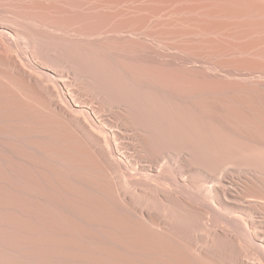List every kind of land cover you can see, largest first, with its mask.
<instances>
[{"label":"bare ground","instance_id":"1","mask_svg":"<svg viewBox=\"0 0 264 264\" xmlns=\"http://www.w3.org/2000/svg\"><path fill=\"white\" fill-rule=\"evenodd\" d=\"M13 1L27 6L33 12L41 13L42 16L61 14L67 20L85 26L80 38L74 40L67 34L31 22L21 12L0 4V98L9 101L18 96L17 93L15 94L16 90L20 95L28 94L34 98L35 104L41 107L40 109L37 107L39 110L42 109L41 113L46 115L44 116L47 121L44 117L43 120L56 124L60 129L56 152L52 156L47 155L56 165L55 177L61 186L59 190L63 193L60 195L64 197L63 201L59 200V209L62 212L58 220L61 221L62 226L57 233L60 235V241L64 240L65 244L56 245L55 239L53 243L57 250L52 246V250L49 248V251L36 249L30 251L27 256L31 261L34 264H192L190 262L193 260L194 264H264V164L258 163L261 161L260 158L258 161L256 157V160H252L255 153L252 158L250 157L251 159L248 157L249 151L251 153L252 150L264 149V0H227V5L223 3L225 7L220 6L222 3L219 7L217 5L219 9H215V5L219 2L217 0H200L204 4L207 1L213 5L217 2L214 6L206 4V7L198 0L201 7L206 9L211 6L209 8L212 10H204L201 7L197 9L196 5V9L195 6L192 9L190 4L187 6H190L191 10L187 9L185 3L194 0L181 1L182 4L179 0V6L173 4V1L166 0L168 2L165 7V1L161 2L164 8L167 9L169 6L176 8L173 9L174 12L171 9L169 12V8L167 11L165 9V16L195 15L196 18L172 17L171 20L167 19L168 21L165 20L166 22H161L160 25L154 20L161 13L162 5L158 0H154L155 2L149 0L148 5L143 8L140 6L139 11L131 10L126 5L128 9L124 7L119 9V7L126 2L141 4L144 0ZM198 1L195 0L192 4H197ZM228 3L233 7L228 6ZM199 4L197 5L200 6ZM153 6L160 8L155 9ZM226 6L229 8L227 9ZM178 7L186 10L179 11ZM199 9L202 11L198 12ZM162 10L164 12L163 8ZM37 17L39 20L41 16L37 15ZM252 17L260 19L258 21L255 18L256 21ZM92 20L99 23L101 30L100 34L94 33L95 36L91 33ZM151 20L157 23V26ZM64 22L66 24V21ZM228 22L229 29L232 24L233 29L230 32L233 33H227ZM151 24H153L152 29L153 26L159 29H156L158 33L156 38L160 34L168 36L169 41L178 40L174 42L177 43L174 44L176 49L174 47L172 49L182 55H174L177 51H173L172 54L166 48L159 49L158 46H153L155 42L151 44L148 39H143L141 37L143 29ZM96 30L98 31L97 28ZM148 32L152 36L151 40L153 38L154 41L153 35L156 32L152 34L150 29ZM149 35L143 36L148 38ZM160 38L158 39L166 41L165 38ZM110 40L128 47V52L134 60L139 57L149 64L153 62L161 69H171L173 73L175 71L180 75V78L177 77L178 84V79L183 82L182 78L197 80L195 83H198L201 91L195 86L191 87V92L194 91L192 88H196V92L201 93L205 89L207 91L204 92L208 93V89L211 88L210 94L220 93L223 90L232 92L234 96L231 97H234L235 107L232 102L233 109H227L231 102L228 107L223 96V99H219L220 96L216 97L219 99L217 101L222 99L220 104L217 101L209 104L206 95L204 98L207 103L204 99V101L199 99L202 104L197 100L198 105L193 101L194 104L171 107L169 105L161 108L168 100L165 97V90L154 83L153 79H156L157 75H151V78L141 72L138 74L139 71L129 72L131 71L129 66L125 67L120 57L117 58L109 53ZM167 44L166 46H169L171 43ZM94 53L98 54L100 63H109L108 66L114 70L109 72L105 70V66L104 69L95 66L94 59L97 55L94 57ZM136 63L139 65V61ZM164 70L159 68L161 73H165ZM160 76L157 78H161ZM173 77L174 74L170 76L171 82ZM166 79L169 84V78ZM166 85L164 88L167 87ZM182 88H180L182 92L188 94L186 91L189 89ZM176 92L179 94L178 91ZM176 92L173 93L178 95ZM198 93H194V97ZM189 96L193 97L192 94ZM141 97L148 99L159 97L161 100L166 98V101L163 103V100L155 98L156 103L152 101L153 98L146 99L147 104L154 102L158 105L159 101L164 104L159 107L161 110L157 111L152 104V108L145 107L147 104L143 99L146 105L140 102L145 107L142 108L143 106L138 103ZM23 104L28 107L27 102ZM32 104L35 106L34 103ZM18 106L20 105L16 108ZM38 109L36 110L39 111ZM191 117L196 119V122L190 119L191 122L197 123L196 129L202 124L200 123L199 126L198 122L203 121L208 122L205 125L211 123L209 128L215 127L213 131H219L222 127L219 128L218 125H224L226 128L221 131L232 130L237 141H233L234 145L231 147L230 144H233L231 141L235 138H228L231 143H228V139L225 140L226 145H230L227 147L224 146V138H221L224 142L222 145V142H218L220 140L217 141V138L220 139L221 131L219 134L216 131L219 135L214 137L216 142L211 141L213 136H210L211 140L205 139L206 137L191 139L192 137L186 135L191 126L187 125L191 124L187 123L190 122L188 118ZM15 119L18 120L17 117ZM215 124H218V127ZM8 126L15 134L24 131L22 127L19 126L20 130L12 123ZM204 127L202 126L200 130L203 128V131L205 129L207 131L208 127L205 129ZM16 128L20 132H15ZM191 128L195 130L193 126ZM173 131L181 137L170 136V132ZM49 136L44 133L42 137L48 140L51 139ZM3 137L6 136L0 134V160L7 161L12 158L21 166H25L28 159L4 144L1 141ZM54 138L57 139L55 136ZM43 144L45 143L41 145ZM223 146L231 148L229 151L223 150L225 149L222 148ZM233 146H236L235 149L240 152L235 151ZM43 150L50 152V148ZM38 151L41 152V149ZM231 151L234 155L226 154ZM244 151H248L247 156ZM36 158L38 160V157ZM12 181L0 177V211L18 221L26 218L29 221L30 218L39 217L40 215H30L27 209L32 202L29 201V194L24 186L15 188L16 185L14 187ZM57 194L59 195V192ZM30 196L33 197V194ZM69 196L74 197L75 200L72 199L74 204L68 201ZM38 222V226L30 224L34 228L30 229L35 231L34 234H54L53 225L47 227L39 220ZM19 230L22 233L26 232ZM20 237L19 239L22 238ZM36 243L39 246L46 244ZM1 245L5 246L2 243ZM4 254L3 257L6 256ZM25 256L21 253H9V258L14 263L21 262ZM4 261L2 262L6 264Z\"/></svg>","mask_w":264,"mask_h":264},{"label":"rangeland","instance_id":"2","mask_svg":"<svg viewBox=\"0 0 264 264\" xmlns=\"http://www.w3.org/2000/svg\"><path fill=\"white\" fill-rule=\"evenodd\" d=\"M107 1V0H106ZM112 1V0H111ZM151 1H153V2H155L154 0H150V2ZM157 1V0H156ZM159 1V3H160V5H162L161 4V2L163 3V1H165L164 3H165V5H164V7L166 6V3L169 1H167L166 2V0H158ZM171 2L173 1L174 3L173 4H178L179 3V0H178V2H177V0H170ZM181 1H187V0H180V2ZM192 1V0H191ZM195 1V0H194ZM186 2L185 3V6L187 7V9L190 7H188L187 6V4H190L191 5V7H192V9L194 8V6L196 5L197 6V9L198 8H200L201 7V4L202 5H204L205 7L207 6L206 4H209V5H211L210 3H207L206 2V4H204V3H201V2H203V1H200V3L201 4H199V1H198V3L197 4H199L200 6H198L197 4H192V3H195V2ZM214 1H216V0H214ZM219 1V2H218ZM222 1H224V2H222ZM217 0V2H218V4H216L217 2H215V9L216 8H218L219 7V4H221L220 6H222L223 5V3H225V5H227V0ZM230 1V0H229ZM107 2H109V1H107ZM144 2H145V4H144ZM147 2L149 3V0H144L141 4L138 2V3H131V2H126L125 4H123V6H121V7H119V9L121 8L122 9V7H124V8H126V9H128L129 7L131 8V10L132 9H135V10H137V11H139L140 9L139 8H143L145 5H148L147 4ZM210 2H213V1H210ZM158 3V2H157ZM214 3V2H213ZM0 4H4V5H6V6H8V8H10V9H12V10H14V11H17V12H21L22 13V15H24V16H26L31 22H34V23H36V24H39L40 26H46V27H49V29L51 30H53V31H57V32H59V33H64V34H67V35H69V36H71L74 40L75 39H79L80 38V35H81V33L84 31V29H85V26L83 25V24H80L79 22H76V21H72V20H67V18L64 16V15H62L61 16V14L59 15V14H50V15H48V14H43V16H42V14L41 13H39V12H37V11H35V12H33V10H30V9H28L27 8V6H25V5H22V4H19V3H17V2H14L13 0H0ZM169 4V3H168ZM167 4V6H169ZM173 4H171V6L173 5ZM180 4V3H179ZM179 4L177 5V6H179ZM181 4H182V2H181ZM125 5L126 6H129V7H125ZM159 5V6H160ZM163 5L162 6H153L155 9H157V8H160L161 9V13H160V16L163 14H165L166 15V11H167V9L169 8V12H170V9L171 10H173L174 8H176L175 6L173 7H167V9L166 8H164L163 7ZM183 5H184V2H183ZM213 4L211 5V6H214ZM217 5H218V7H217ZM225 5H223L224 7H225ZM229 5H231V3L229 4L228 3V6ZM141 6V7H140ZM184 6V7H185ZM196 6H195V8L194 9H196ZM211 6H208V8L209 7H211ZM228 6H226V8L228 7ZM232 6V5H231ZM190 7V8H191ZM233 7V6H232ZM232 7H230V9L232 8ZM162 8L164 9V12H163V10H162ZM180 8H182V5H180ZM189 8V10H191ZM202 9H204V7H201ZM200 8V9H201ZM208 8H206L207 10H212V9H208ZM212 8H214V7H212ZM223 8V7H222ZM229 8V7H228ZM227 8V9H228ZM165 9H166V11H165ZM177 9H179V7L177 8ZM177 9H175L177 12H179V11H184V10H186V8L184 9L183 8V10H181V9H179V11L177 10ZM200 9H199V11L198 12H201L200 11ZM206 9H204V10H206ZM219 9V8H218ZM159 10V9H158ZM188 10V11H189ZM203 10V11H204ZM214 10V9H213ZM30 11H32V12H30ZM175 11V12H176ZM172 12V11H171ZM173 12H174V10H173ZM32 13H34V14H32ZM38 13V14H37ZM168 13V12H167ZM31 15V16H30ZM37 15L38 16H41V17H39V20H38V17H37ZM157 16V18L156 19H154L155 20V22H158V25H160V24H162L163 22H166L165 20H171L172 19V17H173V15L171 14V15H167V16ZM29 16V17H28ZM33 16V17H32ZM46 16V17H45ZM61 16V17H60ZM182 16H184V17H188V15L186 16V15H178V16H176L177 18L178 17H180V18H184V17H182ZM190 16H193L194 18H196L195 17V15H190ZM189 16V17H190ZM31 17V18H30ZM35 17V18H34ZM57 17V18H56ZM160 17V18H159ZM164 17V18H163ZM165 17H167V18H165ZM174 17H175V15H174ZM173 17V18H174ZM175 17V18H176ZM188 17V18H189ZM193 17H190V18H193ZM34 18V19H33ZM37 18V19H36ZM41 18V19H40ZM44 18V19H43ZM48 18V19H47ZM59 18H60V20H59ZM63 18V19H62ZM176 18V19H177ZM254 20H258V19H260V18H258V17H252ZM48 20V21H46V20ZM36 20V21H35ZM162 20V21H161ZM164 20V21H163ZM167 20V21H168ZM253 20V21H254ZM256 20V21H257ZM39 21H41L42 23H43V25H42V23L40 22L39 23ZM64 21H66V24H64L65 22ZM71 21V22H70ZM152 22H153V24L155 25V26H157V23L155 24L154 23V21L153 20H151ZM228 21V20H227ZM226 21V22H227ZM232 20H229V22H231ZM259 21V20H258ZM46 22V23H45ZM68 22V23H67ZM162 22V23H161ZM228 22V24L226 23V25L228 26V25H230V23ZM255 22V21H254ZM253 22V23H254ZM77 23V24H76ZM92 24H91V33H92V35L95 33L96 35L97 34H100V31L101 30H99L100 28H99V23L97 24V22L95 21V20H92V22H91ZM223 23V22H222ZM224 23H225V21H224ZM231 23H233V22H231ZM257 23H259V22H257ZM73 24V25H72ZM153 24H151V25H148V26H146L147 28H145V29H150V30H152V34H154L155 32H156V29L157 30H159L158 29V27L157 28H155V26H153L154 28L152 29L151 28V26L153 25ZM256 24V23H255ZM70 25V26H69ZM95 25V26H94ZM52 26V27H51ZM67 27V28H65V27ZM69 26V27H68ZM82 26H84V27H82ZM54 27V28H53ZM94 27V28H93ZM232 27V24H231V26H230V29H229V26H228V31H227V33H233V31L232 32H230L233 28H231ZM79 28V29H78ZM96 28L98 29V31L96 30ZM70 29V31H68ZM77 29H78V32H77ZM145 29H143V31H142V34H141V37H143V39H145V40H147L148 39V41H150V43L152 44L153 42H155L154 44H153V46H155V47H157L158 46V48L159 49H162L163 48V50H165V48H166V50H168V51H170V53L172 52V54L175 52V51H177V50H173L174 48L176 49V46H174V44H177V43H174V42H177L178 40H170L169 41V37L168 36H165V35H160L159 34V37H161V38H165V40L166 41H163V39L162 40H159L158 38H156L157 36H158V33L156 32L153 36H155V40L154 41H152L153 40V38H152V40H151V37L152 36H150L149 34H150V32H148V30H145ZM94 31H96V32H94ZM148 33H147V32ZM155 31V32H154ZM66 32V33H65ZM154 32V33H153ZM149 35L148 36V38H146L147 36V34ZM71 34V35H70ZM156 34H157V36H156ZM143 35H145V36H143ZM93 36H95V35H93ZM160 38V39H161ZM160 41H163V42H160ZM169 43H171L169 46H166V45H168L167 43L168 42ZM159 42H160V44H159ZM109 43L110 44H108V45H110V46H108L109 47V49H110V51H109V53L111 54V55H114L115 57H117V58H119L120 60H122L123 61V63L125 64V67H127V66H129V69L131 70V71H129V72H133L134 70V73L136 72V71H139L138 72V74L141 72V73H143V74H147V75H144V76H150L151 77V75H153V76H155V75H157L156 76V79H158L156 82H155V78L153 79L154 80V83L157 85V86H159L160 88H162L163 90H165L164 92H165V97L167 98V100H168V102L166 101V98L165 99H162L163 100V103L166 101V103L168 104V103H170L171 102V104H168V105H166V103H165V106H162L161 108H166L167 106L169 107V105H170V107L171 106H181V105H189V104H194V102L193 101H195V103H196V101L198 100L199 101V99L200 100H205V102L207 103L208 101V103L210 104V103H214V101H217V100H219L220 98H222V96H223V98H226V99H223V100H226V102H225V104L226 105H228V107H229V103H230V107L229 108H227V109H230V108H232L233 109V105H232V102L234 103V107H235V102H234V97H231V96H234V94L232 93V92H226L225 90H223L222 92H220V93H212V94H210L211 92H212V89L211 88H207L209 91H208V93H206V92H200L201 90L198 88V83H195V82H197V80H195V79H188V78H185V80H183L184 78H182V83H181V79H178V81H179V84L177 83V77H179L180 75L179 74H177L175 71H174V73L173 72H171V71H173V70H167V69H165L164 70V68H162L163 70H164V72L165 73H161V71L159 72V68H160V70H162L161 69V67H159L158 65H156V64H154L153 62H151V63H153V64H149V62L148 61H143V59H141V58H135L136 60H134L132 57V55H130L129 54V50H128V47H125V46H123L121 43L119 44V42H114L113 40H110L109 41ZM163 43H165V44H163ZM112 45V46H111ZM115 45V46H114ZM122 45V46H121ZM119 46V47H118ZM160 46V47H159ZM163 46V47H162ZM171 47V48H170ZM172 47H174L173 49H172ZM168 48V49H167ZM172 49V50H170V49ZM116 49H118V50H116ZM174 51V52H173ZM177 53H179V54H177ZM182 55V54H180V52L179 51H177L176 53H174V55ZM97 55V56H96ZM96 56V61H95V59H94V64H95V66L97 65V67L99 66V68L101 67L102 69H104V66H105V70H107V71H109V72H111V71H113L114 69H112L111 68V66H108V65H110L109 63H104V64H102V63H100L99 62V60H98V54L96 53H94V57ZM100 56V55H99ZM133 59V60H132ZM128 61V62H127ZM136 61L138 62L139 61V65H138V63H136ZM141 62V63H140ZM97 63V64H96ZM126 63H127V65H126ZM134 63V64H133ZM144 63V64H143ZM148 64V65H147ZM124 67V68H125ZM159 67V68H158ZM108 68H109V70H108ZM150 68V69H149ZM128 69V70H129ZM126 70V69H125ZM127 71V70H126ZM168 71V72H167ZM137 73V72H136ZM161 73V74H160ZM169 73H173L174 74V77L172 78V82H171V78H170V76H172V75H169ZM155 74V75H154ZM158 74H160V75H158ZM165 74V75H164ZM167 75H168V77H167ZM158 76H160L161 78H157ZM163 76V77H162ZM152 78V77H151ZM166 78H169V84L167 83V81H168V79H166ZM180 78V77H179ZM164 79H166L165 80V83H164ZM195 80V81H194ZM193 83V84H192ZM165 84H167L166 86V88H164L165 87ZM183 86H182V85ZM190 84H192L191 86H190ZM195 84V85H194ZM169 85V86H168ZM180 85V86H179ZM185 85V86H184ZM188 87H187V86ZM173 86V87H172ZM195 86H197L196 88H197V90H200V91H198V92H196L197 90H196V88H192V90L194 89V91L193 92H191V87H195ZM173 89H172V88ZM182 87H184V89L185 90H187V89H189V90H187L186 91V93H188V94H185L184 92H182L183 90V88ZM190 87V88H189ZM171 88V89H170ZM176 88V90H174ZM177 88H178V90H177ZM180 88H182V89H180ZM180 89V90H179ZM211 89V90H210ZM172 91V92H171ZM176 91H178L179 92V94L176 92ZM188 91H190V92H188ZM207 91V90H206ZM211 91V92H210ZM176 92V94H178V95H175L174 93ZM225 92V93H224ZM17 93V94H16ZM174 95H173V94ZM194 93H198V95L197 94H195L196 96L194 97ZM15 94L16 95H18L17 97L15 96L14 98H12V99H9V101H7V99H4V98H0V128H1V132H3V133H1L0 132V134H3V135H5L6 137H3V139L1 140V141H3V143L5 144H7L9 147H11L15 152L17 151V153H21L22 155H24V158H26V159H28V162H26L24 165L25 166H21L20 164H18L16 161H14L12 158L11 159H8L7 161H2V160H0V177H6V178H9L11 181H12V184L14 185V187H15V185H16V187L15 188H18V187H23L24 186V188L26 189V191H27V193L29 194L28 195V197H29V201L31 200V202H32V204L31 205H28L27 206V209L30 211V215H37V216H39V217H37V218H30L31 220H29L28 221V219L26 218V219H24L23 221H18V220H16L15 218H12L11 217V215H5L2 211H0V242L3 244V245H5V246H2L1 245V243H0V250L3 252H0V264H1V262L3 261V260H5L6 261V264H8V263H10V264H34L33 263V261H31V259L27 256V254H29V253H31V252H33V251H36V250H41V251H49V248H50V250H52L51 249V247L52 246H55V249L57 250V248H56V245H61V244H65L64 243V240H62V241H60V235L57 233L58 232V229H60V227L62 226V225H60V224H62L61 223V221L60 220H58V219H60V213L62 212V210L61 209H59L60 208V206H59V200L60 201H63L64 200V197H63V193L60 191L61 190V186H60V184H59V182H58V179H57V177H55V176H57V174H56V172H54V171H56V165L55 164H53V161H51L50 159H49V157H48V155L47 154H50L51 156L56 152V149H57V144H58V136L60 135V129H58L59 127L55 124V125H53V124H51V123H47L46 121V119L47 118H45V116L43 115V113H41V111H42V109L41 110H39L41 107H39V106H37V104H35L36 102L35 101H33L34 100V98H32L31 96H29L28 94H26V93H21V95H20V92L18 91V90H16L15 91ZM25 94V95H24ZM192 94V96L193 97H191V96H189V95H191ZM20 95V96H19ZM23 95V96H22ZM188 95V96H187ZM201 95H203V97L201 96ZM207 95V97H206V99H208V101L204 98L205 96ZM229 95V96H228ZM28 96V97H27ZM179 96V97H178ZM180 96H182V97H180ZM211 96H213V97H215V98H213V97H211ZM220 96V97H219ZM184 97H187V98H184ZM216 97L218 98L219 97V99H216ZM227 97H229V98H227ZM233 99H231V98ZM22 98L24 99V100H22ZM32 100H31V99ZM151 99L153 98V97H150ZM149 98V99H150ZM155 98H158V100H160V101H162L161 99H159V97H155ZM155 98H153V99H155ZM161 98V97H160ZM162 98H164V97H162ZM211 98V99H210ZM215 99V100H213V99ZM15 99V100H14ZM141 100L138 102V103H142L143 101H145L146 102V99H148L147 97H141L140 98ZM142 99H143V101H142ZM148 99V100H149ZM150 99V100H151ZM152 99V101H154V102H156L157 103V100L155 99V100H153ZM210 99V100H209ZM221 99V100H222ZM227 99H228V101H227ZM231 99V100H230ZM18 100V101H17ZM26 100V101H25ZM31 100V101H30ZM139 100V99H138ZM147 100V101H148ZM203 100V101H204ZM211 100H213V102L211 101ZM220 100V101H221ZM12 101H13V103H12ZM21 101H24V102H22L21 103ZM160 101L158 102V105L157 104H154V102L152 103L151 101H149V102H151V104H152V106L154 107V108H156V110L158 111H160L161 109L159 108L161 105H164L163 103L161 104L160 103ZM187 101V102H186ZM191 101V102H190ZM220 101H217L218 103L220 102ZM27 102V105H28V107L25 105V104H23V103H26ZM145 102H143L142 104L145 106L146 104H147V102H146V104H145ZM189 102V103H188ZM193 102V103H192ZM204 102V103H205ZM224 101H222V104H224L223 103ZM227 102H228V104H227ZM19 103V104H18ZM32 103H34V105L35 106H33V104ZM140 103V106L142 105ZM204 103H203V105H204ZM10 104V105H9ZM148 104H150V103H148ZM146 105L145 107H149L150 108V106H151V104L150 105ZM197 104V103H196ZM199 104H202V102H200L199 101ZM215 104H217V103H215ZM220 104V103H219ZM4 107H3V106ZM11 105H13V106H11ZM17 105H20V106H18L17 108H16V106ZM142 105V106H143ZM198 105V104H197ZM11 106V107H10ZM22 106V107H21ZM31 106H33V107H31ZM142 107V108H145V107ZM152 106H151V108H152ZM158 106V107H157ZM20 107H21V109H20ZM31 107V108H30ZM37 107H39V109L37 108ZM13 108V109H12ZM16 108V109H15ZM33 108V109H32ZM35 108V109H34ZM153 108V111H155V109ZM157 108H159V109H157ZM3 109H4V111H3ZM19 111H18V110ZM28 109V110H27ZM36 109H38L39 111H37ZM232 109H230V110H232ZM2 110V111H1ZM7 110V111H6ZM21 111H22V113H21ZM28 113H27V112ZM157 111H155V113L157 112ZM4 112V113H3ZM13 112H15V113H13ZM35 113H36V115H35ZM12 114V115H11ZM15 114V115H14ZM27 114H28V116H27ZM14 115V116H13ZM18 115H19V117H18ZM38 115V116H37ZM4 116V117H3ZM7 116V117H6ZM11 116V117H10ZM40 116H42V117H40ZM9 117V118H8ZM18 118V120L17 119H15V118ZM28 117V118H27ZM29 117H31V118H29ZM35 117V118H34ZM43 117H44V119L46 120V121H44L43 120ZM155 117V116H154ZM153 117V118H154ZM8 118V119H7ZM33 118V119H32ZM41 118V119H40ZM10 119V120H9ZM15 119V120H14ZM189 120L190 119H193V121L194 122H196L195 120L196 119H194V118H188ZM9 120V121H8ZM41 120H43V121H41ZM187 120V119H186ZM188 120V121H189ZM27 121V122H26ZM32 121V122H31ZM192 120H190V122H187V123H191V124H187L188 126L189 125H191V126H189L190 127V129H188L187 130V132H186V135L188 136V137H192L191 139H203V137L205 138V139H209L210 138V140L211 141H215L216 142V140H215V138L214 137H218L219 135H221V136H219L220 137V139L219 138H217V141L218 140H220V141H218V142H222V145H223V141L221 140V138L223 139L224 138V141L225 140H227L228 138H235V139H233L232 141L231 140H229L228 139V143L231 141V142H235V141H237V138H236V136H235V134L233 133V132H231L232 130H227L226 129V131H228V132H226V131H224V132H222L221 130L223 129V130H225V126L223 125V126H221V125H218V124H215L216 126L218 125L219 126V128H221L222 127V129H219V131H221V133L219 132V131H217V130H215V131H213L214 130V128H209V127H211L210 126V124L211 123H209V125L208 124H206L205 125V123H208V122H205V121H203V122H198V120H197V122L199 123V126H200V123H202L201 124V126L199 127V129H196L195 128V124H197V123H194V122H191ZM15 122V123H14ZM32 124H30V123ZM38 122V123H37ZM43 122V123H42ZM45 122V123H44ZM15 124L18 128H19V126L20 127H22L23 129H22V131L23 132H21V133H19V134H15V133H12V131H11V127H9L8 125L9 124ZM20 123H21V125H20ZM35 123V124H34ZM41 123V124H40ZM194 123V124H193ZM4 124H6L5 126H4ZM24 124V125H23ZM193 124V125H192ZM204 124V125H203ZM34 125V126H33ZM39 125V126H38ZM46 125V126H45ZM212 125V124H211ZM40 126H42L41 128H40ZM48 126H49V128H48ZM54 126V127H53ZM187 126V127H188ZM194 127L195 128V130L194 131H198L197 133H198V135H196L197 133L196 132H194L193 130H192V128L191 127ZM198 126V125H197ZM204 127V129L205 128H207L208 127V129H210L209 131H208V129H207V131H203L202 129L200 130V128L201 127ZM214 126V125H213ZM212 126V127H213ZM217 126V127H218ZM9 129H7V128ZM25 127V128H24ZM30 127V128H29ZM36 127H37V129H36ZM45 127V128H44ZM58 127V128H57ZM186 127V128H187ZM188 127V128H189ZM217 127H216V129H217ZM28 128V129H27ZM39 128H40V130H39ZM50 128H51V130H50ZM5 129V130H4ZM20 129V128H19ZM47 129H49V130H47ZM54 129V130H53ZM56 129V130H55ZM213 129V130H212ZM21 130V129H20ZM20 130H17V128H16V130H15V132H20ZM30 130V131H29ZM42 130H43V132L45 133V134H47L48 136L51 134V133H49V132H52V134L49 136L51 139H49L48 138V140H47V138L45 139V138H43L42 136L44 135V133L42 132ZM11 131V132H10ZM33 131V132H32ZM46 131V132H45ZM56 131V132H55ZM216 131H217V133L219 134V135H217V133H216ZM232 133V135H231V133ZM7 132V133H6ZM8 132H10V133H8ZM30 132V134L28 135V133ZM58 132H59V134H58ZM194 132V133H193ZM212 132V133H211ZM6 133V134H5ZM40 133V134H39ZM174 133V134H173ZM202 133H204V134H202ZM208 133H210V134H208ZM214 133V134H213ZM216 133V134H215ZM230 133V134H229ZM8 134V135H7ZM12 134V135H11ZM23 134H24V136H23ZM26 134V135H25ZM38 134V135H37ZM54 134H56V135H54ZM181 134L183 135V131L181 132ZM226 134H227V136H226ZM19 135V136H18ZM42 135V136H41ZM21 136V137H20ZM54 136L55 137H57V139H55L54 138ZM170 136H172V137H175V138H179V137H181V136H179L177 133H176V131H173V132H170ZM201 138H200V137ZM210 136H213L212 138L210 137ZM225 136H226V138H225ZM31 137V138H30ZM37 137H38V139H37ZM12 138V139H11ZM27 139V140H26ZM10 140V141H9ZM30 140H31V142H30ZM36 140H38V142L40 143V144H38V142L36 141ZM44 140H45V142H44ZM18 141H19V143H18ZM28 142H30V143H28ZM49 143V144H46V143ZM230 142V143H231ZM234 142H233V144H230L231 145V147H232V145H234ZM17 143V144H16ZM29 145H28V144ZM42 143H45V144H43V145H41ZM54 144V146H52L53 144ZM26 144V145H25ZM33 144V145H32ZM225 145L224 146H230L229 144L228 145H226L227 143H226V141H225V143H224ZM13 145V146H12ZM28 145V146H27ZM48 145H50V146H48ZM222 145H220V146H222ZM18 146V147H17ZM21 146H24L23 148L21 147ZM33 146V147H32ZM45 146H47V147H45ZM222 147V148H225V149H223V150H227L228 148L227 147ZM230 147V148H231ZM17 148V149H16ZM46 149L47 150V148L49 149L50 148V152L49 151H46V152H44V150L43 149ZM219 148H221V147H219ZM221 148V149H222ZM230 148L228 149V151L230 150ZM233 148L235 149V148H237L236 146H233ZM23 149V150H22ZM38 149H41V152L40 151H38ZM220 149V150H221ZM28 150V151H27ZM219 150V149H218ZM219 150V151H220ZM238 150V149H237ZM236 149H235V151H237ZM261 152H260V151ZM20 151V152H19ZM30 151V152H29ZM232 151H234V150H232ZM229 152V153H226V154H230V153H232V155H234V153L233 152ZM239 151V150H238ZM237 151V152H238ZM256 151H257V153H256ZM25 152V153H24ZM29 152V153H28ZM53 152V153H52ZM220 152H224V151H220ZM227 152V151H226ZM236 152V153H237ZM240 152V151H239ZM247 152L248 151H244V153H246V156H247ZM263 152V156L261 155V153ZM27 153V154H26ZM42 153V154H41ZM46 153V156L44 155ZM235 153V154H236ZM250 155L252 154V156H250L249 154V158L251 157H253V154L255 153V156L252 158V160H256V158H258L256 161H258L259 160V158L261 159V161H258V163L260 164V162L261 163H263L264 164V162H262V160L264 161V149H257V150H252V152L250 153V151L248 152ZM33 154V155H32ZM77 153H75V155H76ZM239 154V153H238ZM240 154H242V153H240ZM260 154V155H259ZM30 155V156H29ZM35 155V156H34ZM231 155V154H230ZM245 155V154H244ZM32 156H33V158H32ZM258 156V157H257ZM261 156V157H260ZM31 157V158H30ZM36 157H38V160H37V158ZM41 157V158H40ZM256 157V158H255ZM45 158V159H44ZM83 158V157H82ZM250 158V159H251ZM33 159V160H32ZM44 160V161H43ZM31 161H32V163H31ZM37 161V162H36ZM39 161V162H38ZM42 161V162H41ZM47 161V162H46ZM83 161H84V158H83ZM255 161V162H256ZM34 162V163H33ZM254 162V163H255ZM4 163V164H3ZM10 163V164H9ZM37 163V164H36ZM258 163H255V164H258ZM35 164V165H34ZM44 164H46V165H44ZM263 164H262V166H263ZM26 165H28V166H26ZM2 166H3V168H2ZM20 166H21V168H20ZM47 166H48V168H47ZM11 167V168H10ZM32 169V171H31V169ZM264 167V166H263ZM13 168H14V170H13ZM19 168V169H18ZM25 168H27V169H25ZM12 169V170H11ZM15 169H17V170H15ZM22 169H23V171H22ZM52 169V170H51ZM4 170V171H3ZM50 170V171H49ZM85 170H87L88 171V169H86L85 168ZM91 172H93V170H91V169H89ZM9 171V172H8ZM10 171H12L11 173H10ZM18 171V172H17ZM29 171V172H28ZM2 172V173H1ZM7 172V173H6ZM14 172L16 173V174H14ZM24 172V173H23ZM39 172V173H38ZM50 172H52V173H50ZM6 173V174H5ZM32 173V174H31ZM54 173V174H53ZM8 174V176H6ZM25 174V175H24ZM47 174V175H46ZM1 175H4V176H1ZM10 175V176H9ZM24 175V176H23ZM27 175H28V178H26L27 177ZM30 175H31V177H30ZM54 175V176H53ZM16 176V177H15ZM20 176H22V178L20 177ZM46 176V177H45ZM24 177H25V179H24ZM30 177V178H29ZM44 177V178H43ZM14 178V179H13ZM36 178V179H35ZM55 178V179H54ZM16 179H18V180H16ZM19 179H20V181H19ZM23 179V180H22ZM41 179H43L44 180V182H43V180H41ZM46 180V181H45ZM56 180V181H55ZM39 181V182H38ZM28 182H29V184H28ZM16 183H18V184H16ZM20 183V184H19ZM25 183V184H24ZM27 183V184H26ZM35 183V184H34ZM44 183V184H43ZM51 184V186H50V184ZM31 184V185H30ZM41 184H43L44 185V187H43V185H41ZM46 184H47V186H46ZM20 185H22V186H20ZM28 185V186H27ZM34 185V186H33ZM37 185V186H36ZM56 185V186H55ZM58 186V187H57ZM27 187H28V189H27ZM48 189H46V188ZM57 187V188H56ZM32 188H33V191H31L32 190ZM42 188V189H41ZM53 188H55V189H53ZM60 189V190H59ZM39 190V191H38ZM59 190V191H58ZM29 191V192H28ZM36 191V192H35ZM41 191H42V193H41ZM44 191V192H43ZM46 191H48V192H46ZM51 191H52V193H51ZM59 192V195L57 194L58 192ZM39 192V193H38ZM54 192V193H53ZM36 193V194H35ZM46 193V194H45ZM48 193V194H47ZM60 193H62L61 195H60ZM30 194H33V197H31L30 196ZM53 194H55V195H53ZM0 195H1V190H0ZM45 196V198H44V196ZM55 196L54 198H53V196ZM76 195H78V193L76 194ZM39 197H42V199H38ZM71 197V198H70ZM1 198V197H0ZM50 198V199H49ZM56 198V199H55ZM69 198V200L68 201H70L71 203L73 202V204H74V201H72V199L73 200H75L74 199V197H72V196H69L68 197ZM76 198H78L77 196H76ZM44 199V200H43ZM47 199V200H46ZM52 199V200H51ZM33 200V201H32ZM41 200V201H40ZM28 201V202H29ZM57 201V202H56ZM46 202V203H45ZM52 203V204H50V203ZM55 203V204H54ZM44 204V205H43ZM47 204V205H46ZM49 204V205H48ZM34 205V206H33ZM30 206H32V207H30ZM49 206V207H48ZM58 206V207H57ZM39 207V208H38ZM44 207V208H43ZM47 207H48V209H47ZM38 208V209H37ZM53 208L55 209V210H53ZM57 208V209H56ZM36 209V210H35ZM35 210V211H34ZM58 210H60V212L58 211ZM34 211V212H33ZM45 211H47V213L45 212ZM55 211L57 212L56 214H55ZM31 212H32V214H31ZM51 212H53V213H51ZM46 215H45V214ZM49 213V214H48ZM43 216H42V215ZM4 216V217H3ZM46 216H47V218H46ZM49 216V217H48ZM52 216V218L54 219V221H53V219L52 218H50ZM6 217V218H5ZM33 217V216H32ZM43 217H44V219H43ZM58 217V218H57ZM10 218V219H9ZM41 218V219H40ZM12 219V220H11ZM37 219V220H36ZM5 220V221H4ZM27 220V221H26ZM38 220L40 221V222H42V224L44 223V225L45 226H47V227H51L52 225H53V227L52 228H54V234H45V233H43V234H34V230H30V229H34L33 227H31L32 226V224L34 225V226H38L37 224L39 223L38 222ZM47 220V221H46ZM50 220H51V222H50ZM15 221V222H14ZM18 221V222H17ZM31 221V222H30ZM57 222V224H56V222ZM7 222V223H6ZM48 222V223H47ZM55 222V223H54ZM14 223V224H13ZM16 223V224H15ZM18 223H19V225H18ZM35 223H36V225H35ZM47 223V224H46ZM51 223H53V224H51ZM6 224V225H5ZM30 224H31V226H30ZM50 224V225H49ZM1 225H2V227H1ZM26 225V226H25ZM49 225V226H48ZM56 225V227H54ZM60 225V226H59ZM59 226V227H58ZM10 227V228H9ZM22 227V228H21ZM26 227V228H25ZM1 228H3V229H1ZM13 228V229H12ZM14 228H17V229H14ZM24 228V229H23ZM11 230V232H10V230ZM19 229H22V230H25L26 232H24V233H22ZM56 229V230H55ZM4 230V231H3ZM8 230V231H7ZM14 230V231H13ZM16 230V231H15ZM17 230H19V232L17 231ZM28 230V231H27ZM29 230H30V232H29ZM3 231V232H2ZM7 232V233H6ZM6 233V234H5ZM27 233V234H26ZM29 233V234H28ZM2 234V235H1ZM32 234V235H31ZM5 235V236H4ZM18 235V236H17ZM22 237H20V236ZM27 235V236H26ZM34 235H36V236H34ZM41 235H42V237H41ZM47 235V236H46ZM31 236V237H30ZM55 236V237H54ZM2 237H4L3 238V240H2ZM19 237L21 238V239H19ZM57 237H59V239L57 238ZM35 238H37L36 240H35ZM47 238V239H46ZM48 238H50V239H48ZM13 239V240H12ZM31 240L32 241V243H31V241H29V240ZM44 241H43V240ZM56 239V240H55ZM20 240V241H19ZM27 240H28V242H27ZM33 240H34V242H33ZM51 240V241H50ZM55 240V241H54ZM15 241V242H14ZM18 241V242H17ZM22 241V242H21ZM26 241V242H25ZM53 241L56 243V245H55V243H53ZM57 241H59V242H57ZM13 242V243H12ZM36 242H38V243H41V242H43L45 245H43V246H39ZM51 242V243H50ZM15 243V244H14ZM48 243H49V245H48ZM58 243V244H57ZM11 244V245H10ZM27 244V245H26ZM50 244H51V246H50ZM53 244V245H52ZM6 245H7V247H6ZM19 245V246H18ZM36 245H38L37 247H36ZM11 246V247H10ZM16 246V247H15ZM25 246H27V247H25ZM30 248H29V247ZM34 246V247H33ZM49 246V247H48ZM23 247V248H22ZM17 248V249H16ZM21 248V249H20ZM48 248V249H47ZM28 249H29V251H28ZM36 249V250H35ZM24 250H26V252H24ZM31 251V252H30ZM5 252H7V254L5 253ZM11 252H12V254H14V253H21V254H25L26 256H25V258H23V259H21V262H18V263H14V261L13 260H11L10 258H9V253L11 254ZM24 252V253H23ZM53 252V251H52ZM5 253V254H4ZM2 254H4V256L6 255V256H8L7 258H9V259H7L6 258V256L5 257H3V255ZM2 257V258H1ZM4 258V259H3ZM6 258V259H5ZM26 259V260H25ZM9 260L12 262H9ZM4 261V262H5ZM31 263H30V262ZM190 263H192V264H194L193 263V260H191V262ZM2 264H5V263H3L2 262Z\"/></svg>","mask_w":264,"mask_h":264}]
</instances>
